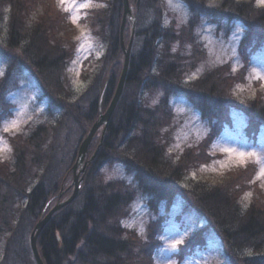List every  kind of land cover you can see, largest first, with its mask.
Listing matches in <instances>:
<instances>
[{
	"label": "trees",
	"instance_id": "16d2710c",
	"mask_svg": "<svg viewBox=\"0 0 264 264\" xmlns=\"http://www.w3.org/2000/svg\"><path fill=\"white\" fill-rule=\"evenodd\" d=\"M187 1L192 9L189 25L201 13L222 20L240 17L246 28L240 48L254 52L253 49L264 45L263 5H257L254 0H220V8L216 9L207 7L206 0ZM129 2L135 28L132 32L127 17L122 30L124 44L127 45L132 34L133 38L124 89L104 129L97 155L83 174L78 194L59 208L40 230L38 251L45 264H139L133 260L135 253L122 223L131 197L130 190L122 189L128 184L117 185L104 179V166L113 158H125L123 163L137 183L133 186L151 198L160 195L161 200L168 201L174 194L171 184L176 185L183 173L180 169L207 157L196 147L189 148L175 163L168 159L163 126L172 114L168 104L170 91L184 88L192 101L196 95L202 116L215 120L213 127H220L229 108L238 104L229 92L233 78L229 69L222 72L214 69L182 85L191 59L171 46L177 43L179 35L161 22V0ZM40 4L50 6V1L0 0V25L6 22V45L22 50L50 96L49 116L26 123L22 131L11 136V153L0 157V264H35L29 243L31 230L58 194L62 191V198L71 189L69 178L79 143L108 106L124 57L120 45L123 2L104 0L102 5L90 10L85 20L106 48L98 56L91 82L84 92L76 94L63 73L69 59L68 47L56 36L57 21L66 25L67 15L52 5L54 17L40 18L29 25L31 28L26 26L30 13ZM147 11L152 16L147 25H142L140 21ZM151 70L154 71L148 76ZM152 89H163L166 93L155 106L147 105L143 95L144 90ZM3 94L0 90V112ZM211 97L215 99L214 105ZM243 104L244 111L264 120L261 95ZM101 130L102 126L89 149L97 146ZM256 131L254 127L250 132ZM230 181L209 185L199 181L188 189L198 203L197 208L207 215L209 227L225 244L232 264H264V194L257 188L252 202L245 206L236 198L240 193L237 188L250 184L244 179L233 185ZM203 241L200 236L182 248L190 250ZM148 249L147 254L142 253L146 258L141 264H152Z\"/></svg>",
	"mask_w": 264,
	"mask_h": 264
},
{
	"label": "rangeland",
	"instance_id": "374dc122",
	"mask_svg": "<svg viewBox=\"0 0 264 264\" xmlns=\"http://www.w3.org/2000/svg\"><path fill=\"white\" fill-rule=\"evenodd\" d=\"M49 1L50 6L40 4L30 13L25 21L26 26L31 28L29 25L40 18L48 20L54 17L52 5L67 15L66 25H61L57 21L59 31L56 36L69 50V59L63 73L72 91L81 94L92 80L99 62L98 56L106 48L91 31L85 16L94 7L102 5L104 0ZM219 1L206 0L204 3L209 8L219 9ZM254 1L260 5L258 0ZM161 2L163 6L161 22L176 32L177 36L179 35L176 39L177 43L171 46L191 59L184 72L182 85H187L189 80L214 69L221 72L229 69L233 74L229 82V92L238 104L229 108L225 122L220 125L221 128L213 127L215 120L202 116L196 103V95L193 98L194 102L189 99L184 88L170 91L168 104L172 114L170 120L163 126L166 133L164 140L168 159L175 163L189 148L196 147H200L203 153H206L205 156L207 155L195 165L186 164L180 169L183 172L179 175L180 183L171 184L174 194L170 200H161L160 195L151 198L150 195L143 194L141 190L134 187L136 180L134 174L130 173L126 164L123 163L124 157V159L113 158L111 163L104 166L102 175L104 179L117 185H131L132 189L128 185L122 189L124 192L127 189L130 190L131 195L122 223L126 227V238L135 253L133 254L135 263L141 264L142 259L146 258L142 256V253L147 254L148 247L152 264H232L225 250V244L217 232L209 227L207 215L197 208L198 203L188 188L199 181L209 185L227 179L231 180L230 183L233 185L238 179L239 181L244 179L252 187L237 188L240 193L236 198L241 204H250L257 188L261 190L262 195L264 194V187L261 186L264 184V177H257L260 165L247 159L241 163V157L224 151L235 149L237 152H256L264 160V120L252 117V114L244 111L243 108V103L254 97L261 95L264 98V79L259 78L264 76V45L253 49L254 52L250 51V48L246 49L247 47L240 48L241 38L246 29L243 18L222 20L201 13L196 21L193 20L189 25L192 9L187 0H173V3L180 5L177 8H170L167 0H161ZM86 3H90L91 6L79 7L80 4ZM151 16V13H146L140 23L147 25ZM73 17H78L75 23H73ZM6 34V22H3L0 25V73H2L0 90H3V103L6 107L3 104L0 112V157L11 153V136L22 131L26 123H34L49 116L47 110L50 106V96L39 81L37 71L30 67L29 61L19 47L6 45ZM234 36H238L239 39H235ZM154 70H151L148 76ZM165 94L163 89L143 91L149 106L157 105ZM210 101L211 105H214L215 99L211 97ZM59 108L61 111V107ZM53 110L55 107L52 108ZM13 120L18 121L17 127L5 132L4 127L10 126ZM254 127H257V131L251 133ZM91 152L93 149L90 147V155ZM169 165L167 162V167ZM240 169L242 171L239 174L237 172ZM236 173L239 175L236 176ZM70 176L68 188L71 186V189L62 198L68 196L73 190L74 176L71 173ZM160 181L163 180L160 178ZM156 183L160 188V184ZM245 193H251V195L246 197ZM57 201L58 198L50 205L53 206ZM200 236L202 241L204 240L200 245L190 250L182 248L188 246L191 239ZM176 241H182V243L172 247Z\"/></svg>",
	"mask_w": 264,
	"mask_h": 264
},
{
	"label": "water",
	"instance_id": "95a60500",
	"mask_svg": "<svg viewBox=\"0 0 264 264\" xmlns=\"http://www.w3.org/2000/svg\"><path fill=\"white\" fill-rule=\"evenodd\" d=\"M123 2V10H122V21H121V28H120V34H121V42L120 45L122 47V53H123V63H122V69L121 72L119 74V79L116 85V90L114 91L110 102L108 103V106L106 107L105 111H101L98 118L93 122V124L90 126V128L88 129V133L86 134V136L81 140V142L79 143V147H78V151H77V158L75 160V162L72 164V175L73 177V190L70 192V194L68 196H66L65 198L61 199V193L62 191L58 194V201L51 206L48 209V212L43 215L42 217H40L36 224L34 225V227L31 230L30 236H29V243H30V249H31V253L33 254V258L35 261V264H45L43 262L42 256L38 251V242H37V237L40 233V230L49 222V219L51 218V216L56 213L59 208L67 205L70 203V201H72L73 199H75L76 195L78 194L79 190H80V183L83 179V174L85 173L86 168L88 167V164L90 161H92L94 159V157L97 155L96 153L98 152L100 146H101V142H102V138H103V134H104V129L106 127V125L108 124V120L110 118V116L112 115L114 108L117 104V102L119 101V97L123 91V86L126 80V74H127V70H128V63H129V59H130V50H131V42H132V38H133V34L130 37L127 45L124 44L123 41V34H122V30L123 27L125 25V20L128 17L132 23V32L135 28V16L133 14V12L131 11V5L129 0H122ZM102 126V134L101 137L99 139V142L97 144V146L95 147V149L93 150V152H91V155L88 157V150H89V145L90 142L92 140V138L94 137V135L96 134V131L99 129V127Z\"/></svg>",
	"mask_w": 264,
	"mask_h": 264
},
{
	"label": "snow or ice",
	"instance_id": "6c2138e0",
	"mask_svg": "<svg viewBox=\"0 0 264 264\" xmlns=\"http://www.w3.org/2000/svg\"><path fill=\"white\" fill-rule=\"evenodd\" d=\"M61 2H63V0H61ZM167 4L170 8H177L180 6L179 4L173 3V0H167ZM258 4L264 5V0H258ZM90 6H91L90 3L79 5V7H81V8L90 7ZM65 10H67V8H65ZM77 19H78V17H73V23H75ZM234 38L239 39L238 36H234ZM73 63H75V61H73ZM0 75H2V73H0ZM259 78L264 79V76H259ZM17 125H18V121L13 120V121H11L10 126L6 125L4 127V131L9 132L10 128H16ZM224 151H227L230 154H235V155H238L239 157H241V163H243L247 159V160H252L253 162L259 164L260 169L257 173V177H264V160H262L261 157L256 152H237L235 149H225ZM261 186L264 187V184H262ZM250 195H251V193H245L246 197L250 196ZM180 243H182V241H176L172 245V247H175L177 244H180Z\"/></svg>",
	"mask_w": 264,
	"mask_h": 264
}]
</instances>
